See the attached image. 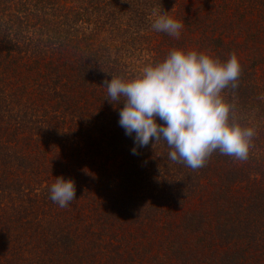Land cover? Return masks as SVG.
Here are the masks:
<instances>
[{
  "label": "trees",
  "instance_id": "16d2710c",
  "mask_svg": "<svg viewBox=\"0 0 264 264\" xmlns=\"http://www.w3.org/2000/svg\"><path fill=\"white\" fill-rule=\"evenodd\" d=\"M174 48L239 59L222 95L255 129L246 161L193 170L162 139L132 153L104 82ZM0 264H264V0H0Z\"/></svg>",
  "mask_w": 264,
  "mask_h": 264
},
{
  "label": "clouds",
  "instance_id": "9594fccd",
  "mask_svg": "<svg viewBox=\"0 0 264 264\" xmlns=\"http://www.w3.org/2000/svg\"><path fill=\"white\" fill-rule=\"evenodd\" d=\"M153 15V30L179 39L182 21L160 10ZM241 72L235 54L221 61L206 52L174 48L161 61L146 64L140 74L111 76L104 85L107 100L114 107L122 103L118 123L133 138L134 155L162 139L172 162L197 170L217 150L240 161L248 159L255 129L233 119L234 105L222 95L238 86ZM76 198L75 182L57 177L50 199L66 208Z\"/></svg>",
  "mask_w": 264,
  "mask_h": 264
}]
</instances>
